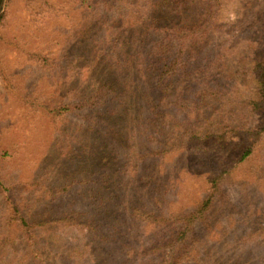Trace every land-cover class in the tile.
Here are the masks:
<instances>
[{
	"label": "rangeland",
	"instance_id": "obj_1",
	"mask_svg": "<svg viewBox=\"0 0 264 264\" xmlns=\"http://www.w3.org/2000/svg\"><path fill=\"white\" fill-rule=\"evenodd\" d=\"M48 1L57 8L56 14L37 0L12 1L0 26V180L14 192V199L32 220L44 222L36 226V235H42L36 245L42 249L43 259L48 264H119L126 247L118 250V242H126L140 250L133 264H155L156 258L144 253L142 247L168 239L177 225H157L143 219L140 227L138 220L124 214L125 202L140 199L155 213L188 211L205 196L207 173L235 165L222 181L223 196L212 209L214 216L209 214L214 226L208 223L210 228L198 227L202 241L196 245V262L264 264V234L255 231L250 234L254 238L245 242L249 233L264 226V136L255 156L239 164L234 162L237 155L233 145L221 152L213 150L205 158L191 149L164 157L151 154L158 134L148 126L153 120L154 109L149 108L154 102L143 98L152 90L143 86L132 88L129 110L114 121H105L101 130L79 128L84 123L81 114L58 116L53 109L67 102L65 96L74 95L76 90L87 92L104 77V68L97 58L98 48L91 42L96 28L90 23L75 27L86 21L80 16L84 10L77 8L79 5H63L59 10L58 0ZM151 1L161 20L176 23L211 18L205 0ZM222 3L212 20L215 26L201 45L215 39L233 40L226 46L225 55L217 58L222 69L215 76L218 87L214 88L220 99L207 115L225 121L234 114L239 123L251 126L259 114L242 102L255 95L249 58L263 51L264 9L256 8L255 0ZM249 15L251 24L247 22ZM63 52L70 60L66 70L61 66L52 70L38 55L55 57ZM218 79H225L227 85ZM183 85L171 89L168 112L182 111L175 100L190 96L188 84ZM183 114L177 113V118L181 120ZM3 197L0 188V202ZM104 207L109 209L104 233L111 243H99V247L88 248L77 227L55 221L73 210L87 216ZM2 212L0 206V230H7ZM10 231L18 233L14 226ZM16 240L23 256L28 244L19 237ZM31 262L27 257L24 264Z\"/></svg>",
	"mask_w": 264,
	"mask_h": 264
},
{
	"label": "trees",
	"instance_id": "obj_2",
	"mask_svg": "<svg viewBox=\"0 0 264 264\" xmlns=\"http://www.w3.org/2000/svg\"><path fill=\"white\" fill-rule=\"evenodd\" d=\"M12 1L15 0H0V26L4 23L7 7ZM37 1L41 5H46L49 13H57V8L48 0ZM151 2V0L56 2L59 10L63 5L68 7L79 5L77 8L84 10L80 16L84 20L86 18V21L76 24V28L86 27L89 23L96 28L95 38L90 37L91 42L98 48L97 58L104 68L101 73L104 77L100 78L98 83L92 84L87 92L76 90L74 95L65 96L67 102L54 108L53 112L60 117L81 114L84 123L79 128H84L85 131L101 130L105 121L113 120L129 110L127 100L134 92L132 88L143 86L152 90L147 96H142L148 102H154L153 108H149L150 111L154 109V112L151 117L153 120L148 122V126L151 127L150 131L158 134V137H154L157 144L151 154L164 157L167 154H176L180 150L191 149L205 158L206 154L213 150L221 152L233 145L237 155L234 162L239 164L248 158L252 159L264 136V44L261 55L249 58V72L255 83V95L245 98L242 102L250 111L259 114L258 119L251 126L245 122L239 123L234 114L225 121L221 118L214 120L213 115L209 116L207 113L213 112L211 109L220 99L218 91L215 90L218 87L215 76L222 69L217 65V58L225 55L226 46L233 38L211 40L206 46L201 44L205 42L207 33L215 26L212 20L222 9V0H205L210 20L176 23L161 20ZM255 6L256 8L262 6L264 9V0H255ZM32 12L37 14L36 11ZM253 14L256 15V11ZM247 22H253L250 15ZM71 23V27L74 28L72 19ZM38 55L41 63L52 70L56 66H61L62 69L65 67L63 70L69 69L70 60L64 52L55 57L45 53ZM205 78L208 79L203 80ZM218 81L227 85L225 79ZM183 83L186 86L188 84L187 94L190 96L177 97L175 100L178 109L182 110L177 113H184V117L179 120L176 112H168L167 104L170 102H167V97L174 86L184 87ZM229 87L230 85L226 89ZM136 98L134 96V99ZM242 107L239 104L241 112ZM234 166H225L220 172L207 173L209 176L205 196L188 211L174 214L165 210L164 213H155L140 199L138 201L142 204L138 201L130 203V200L125 202L124 214L127 218L131 219L133 216L138 220L140 227L144 223L143 219L157 225L169 223L177 225L168 239L162 238L150 247H142L144 253L149 252L156 258L155 264H201L196 262L198 254L196 245L202 241L198 236V227L204 225L210 228L211 224L214 226L209 214L211 212V217L214 216L212 209L223 196L222 181ZM0 188L4 192L3 200L0 202L3 210L1 219L7 227V230H0L2 232L0 264H24L27 257L32 260L30 264H48L43 259L42 249L36 245L37 239L42 236L40 232L36 235V226L43 225L44 222L32 220L31 215H27L21 204L14 199V192L9 186H3L1 180ZM98 212L83 216L82 212L73 210L67 215L63 213L64 215L58 216L55 221L63 222L68 227H77L80 233L84 234L86 246L92 249V246L99 247V243H111L104 233V220L109 209L104 207V210L101 209L99 212L100 215ZM12 226L18 233L10 231ZM255 231L264 234V226L258 230L254 229L249 235ZM16 237L24 241L25 245L28 244L29 250H26L23 256L16 248L18 244ZM252 238L253 235L248 236L245 242ZM118 244L120 251L126 247L119 264H133L140 250L134 248L133 250L126 242Z\"/></svg>",
	"mask_w": 264,
	"mask_h": 264
}]
</instances>
